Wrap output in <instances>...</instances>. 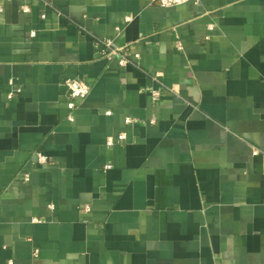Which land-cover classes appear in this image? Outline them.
Instances as JSON below:
<instances>
[{"label":"crops","instance_id":"1","mask_svg":"<svg viewBox=\"0 0 264 264\" xmlns=\"http://www.w3.org/2000/svg\"><path fill=\"white\" fill-rule=\"evenodd\" d=\"M0 264H264V0H0Z\"/></svg>","mask_w":264,"mask_h":264},{"label":"built area","instance_id":"2","mask_svg":"<svg viewBox=\"0 0 264 264\" xmlns=\"http://www.w3.org/2000/svg\"><path fill=\"white\" fill-rule=\"evenodd\" d=\"M188 1L197 2L198 0H151L152 3L158 4L160 6H175ZM23 11H27V7L22 8ZM129 18L126 17V21ZM34 35V32H31ZM94 48L96 51L103 55L108 60L116 58L118 60L119 65L124 66L126 64H134V59L137 58V54H130L126 47H117L113 46L111 40H95ZM158 74L153 75V79L157 81ZM63 86L65 88L66 98H67V107L69 110L68 119L72 120V113L76 110L79 104L86 98L89 93V86L80 79H65L63 82ZM153 99H155L159 93L155 90L151 91ZM124 138V134H120L117 136L118 140H122ZM113 139L108 138L106 141L107 145L113 144ZM37 160L40 163L46 162V157L41 153H35ZM24 179H28V174H24Z\"/></svg>","mask_w":264,"mask_h":264}]
</instances>
